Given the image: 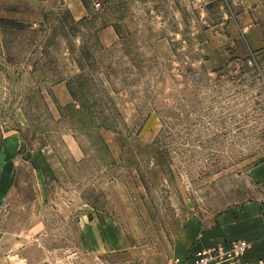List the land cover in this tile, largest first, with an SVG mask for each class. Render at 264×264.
Masks as SVG:
<instances>
[{
    "label": "rangeland",
    "instance_id": "374dc122",
    "mask_svg": "<svg viewBox=\"0 0 264 264\" xmlns=\"http://www.w3.org/2000/svg\"><path fill=\"white\" fill-rule=\"evenodd\" d=\"M9 1L0 181L28 185L1 234L47 264H164L190 219L264 202V0ZM12 132L66 167L40 202Z\"/></svg>",
    "mask_w": 264,
    "mask_h": 264
},
{
    "label": "crops",
    "instance_id": "0c3cea01",
    "mask_svg": "<svg viewBox=\"0 0 264 264\" xmlns=\"http://www.w3.org/2000/svg\"><path fill=\"white\" fill-rule=\"evenodd\" d=\"M6 2V0H3ZM16 0H10L13 3ZM35 6L50 5L51 0H33ZM68 3H76V14L83 16L81 0H66ZM6 144L2 153L6 157L30 158L35 176L38 182H31L30 188L34 191V203L40 202V191L45 189V178L55 177L58 180L64 173L66 167L61 163L57 155L46 149L31 151L32 154H22V140L19 134L10 133L6 137ZM21 153V154H20ZM16 160V159H15ZM43 181V182H42ZM28 183L18 181H0V213L3 207L10 205V199L19 190L24 189ZM15 198L19 199L18 196ZM21 199V198H20ZM22 206L26 201H20ZM33 201H30L31 204ZM35 205V204H34ZM7 210V209H6ZM0 232V264H47L44 260L34 258L33 249L28 242H23L21 237L30 236L27 231L13 234ZM18 236L20 240L7 239ZM40 236H44L41 232ZM244 242L248 244L244 259L258 261L264 259V202L250 201L241 207L227 210L212 220L193 218L188 221L184 229L177 236L175 245V256L168 257L164 264H195L198 256L203 251L227 247L232 242ZM13 242H15L13 244ZM21 243V244H20ZM96 248L100 251V245ZM90 250V248H88ZM94 251V250H93Z\"/></svg>",
    "mask_w": 264,
    "mask_h": 264
},
{
    "label": "built area",
    "instance_id": "2783aa9c",
    "mask_svg": "<svg viewBox=\"0 0 264 264\" xmlns=\"http://www.w3.org/2000/svg\"><path fill=\"white\" fill-rule=\"evenodd\" d=\"M248 248L244 242H232L229 247H218L201 254L196 264H264V260L256 262L244 261L243 255Z\"/></svg>",
    "mask_w": 264,
    "mask_h": 264
}]
</instances>
